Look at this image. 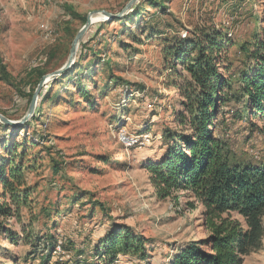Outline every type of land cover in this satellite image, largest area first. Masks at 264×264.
I'll return each mask as SVG.
<instances>
[{
	"label": "rangeland",
	"instance_id": "obj_1",
	"mask_svg": "<svg viewBox=\"0 0 264 264\" xmlns=\"http://www.w3.org/2000/svg\"><path fill=\"white\" fill-rule=\"evenodd\" d=\"M131 1L0 0V116L16 123L0 121V159L26 164L27 192L20 209L5 197L19 219L4 220L14 242L0 235V264H105L99 245L124 230L143 238L145 258L117 254L111 264H167L205 235L202 207L185 192L157 199L145 169L163 155V133L177 129L181 109L164 49L209 25L247 38L264 0ZM87 19L70 67L42 81L65 64ZM144 21L161 38L140 32ZM233 107L220 109L227 139L239 156H260L264 136L233 118ZM243 264H264V239Z\"/></svg>",
	"mask_w": 264,
	"mask_h": 264
},
{
	"label": "trees",
	"instance_id": "obj_2",
	"mask_svg": "<svg viewBox=\"0 0 264 264\" xmlns=\"http://www.w3.org/2000/svg\"><path fill=\"white\" fill-rule=\"evenodd\" d=\"M150 2L157 5L155 0ZM258 21L247 38L237 39L232 32L209 25L167 40L169 85L177 90L181 109L175 117L177 129L163 133V155L145 169L157 199L177 198L178 192H185L202 207L205 230L203 238L179 249L167 264H243L262 248L264 152L257 157L239 156L227 139L220 111L223 104L233 102L232 117L244 118L249 132L264 136V17ZM138 29L147 38L161 33L145 21ZM3 78L8 80V75ZM79 92L85 98L89 95L85 89ZM24 166L0 159V235L12 242L14 235L4 220L19 213L5 197L10 196L16 209L26 204L27 192L20 190ZM144 250L143 238L127 230L110 233L99 245V252L107 256L105 264H111L117 254L144 259Z\"/></svg>",
	"mask_w": 264,
	"mask_h": 264
},
{
	"label": "water",
	"instance_id": "obj_3",
	"mask_svg": "<svg viewBox=\"0 0 264 264\" xmlns=\"http://www.w3.org/2000/svg\"><path fill=\"white\" fill-rule=\"evenodd\" d=\"M133 1H135V0H132L131 3ZM89 23H90V20L87 19L85 21L82 29L74 37V39L72 41V44H71V47H70L69 56H68V59L65 62V64L63 66H61L59 69H57L54 72L50 73L49 75L42 76V81L45 80V79H47V78H50V79L51 78H55L57 75L61 74L62 72H64L65 70H67L70 67V65L72 64L73 56L75 54L76 46H77V44L79 43V41H80V39L82 37V34L84 32V29H86V27L88 26ZM35 103H36V93H34V95L32 96V99L30 101V104H29V107H28V110H27L26 117L24 119H26L28 116L32 115V113H33V111L35 109ZM0 121H1V123L7 124V125H14V124H16L13 120H10V119L5 118L3 116H0Z\"/></svg>",
	"mask_w": 264,
	"mask_h": 264
},
{
	"label": "built area",
	"instance_id": "obj_4",
	"mask_svg": "<svg viewBox=\"0 0 264 264\" xmlns=\"http://www.w3.org/2000/svg\"><path fill=\"white\" fill-rule=\"evenodd\" d=\"M126 140H129V141L125 142ZM122 141H124L127 146H131L137 142V138H134L132 136L131 137L130 136H127V137L122 136Z\"/></svg>",
	"mask_w": 264,
	"mask_h": 264
},
{
	"label": "crops",
	"instance_id": "obj_5",
	"mask_svg": "<svg viewBox=\"0 0 264 264\" xmlns=\"http://www.w3.org/2000/svg\"><path fill=\"white\" fill-rule=\"evenodd\" d=\"M263 239H264V236H263ZM262 246H263V240H262Z\"/></svg>",
	"mask_w": 264,
	"mask_h": 264
}]
</instances>
